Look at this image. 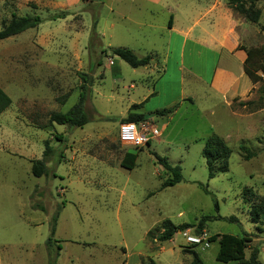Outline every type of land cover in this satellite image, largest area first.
Listing matches in <instances>:
<instances>
[{"label":"rangeland","instance_id":"1","mask_svg":"<svg viewBox=\"0 0 264 264\" xmlns=\"http://www.w3.org/2000/svg\"><path fill=\"white\" fill-rule=\"evenodd\" d=\"M256 6L261 17L251 24L225 0H0V29L12 16L43 20L0 42V89L11 99L0 115V264H49L53 257L55 264H191L190 253L202 264H224L216 261V242L202 251L177 233L159 241L163 220L189 224L197 234L201 217L216 215L214 202L220 217L238 223L209 221L199 232L247 233L246 258L258 247L264 264V224L256 230L250 205L241 201L244 189L257 194L250 202L264 198V76L259 72L262 82L252 84L241 74L239 50H264V0ZM62 12L65 19L49 21ZM117 47L149 55L150 64L132 69L100 54ZM217 72L235 82L213 88ZM82 74L92 77L85 102L90 122L50 124L51 113L77 103ZM173 106L168 116L154 114ZM129 113L148 117L137 124L148 146L119 143ZM211 135L230 156L228 171L208 180L201 151ZM45 140L54 150L48 175L35 178L30 162L42 158ZM242 146L254 154L249 160ZM126 152L137 154L132 170L120 167ZM153 153L180 166V183L160 190L169 176ZM54 216L57 244L48 253Z\"/></svg>","mask_w":264,"mask_h":264},{"label":"trees","instance_id":"2","mask_svg":"<svg viewBox=\"0 0 264 264\" xmlns=\"http://www.w3.org/2000/svg\"><path fill=\"white\" fill-rule=\"evenodd\" d=\"M259 0H225L226 6L236 15L242 17L245 21L251 24H257L261 17V11L257 8V3ZM67 14L65 12L55 14L50 16L49 21H56L65 19ZM171 17L169 19V27L171 23ZM43 23V20L39 16H23L15 17L12 16L9 21L4 22L0 29V42L7 40L9 38L18 36L28 30L37 28ZM243 51L246 55L245 60L242 64L243 74L252 83L256 84L262 82V77L258 74L259 72L264 76V50L261 48H251V49H239ZM102 57L108 58H118L119 60L126 63L132 69H138L147 67L150 64L151 57L146 55L142 58H138L130 49L117 47V48H107L100 51ZM96 65L100 66L101 61H97ZM81 84L77 103L70 108L67 112H54L49 115L48 122L50 124L66 126L67 128H82L90 122V117L85 111V102L87 100L88 94L90 93V87L92 85V77L82 74ZM264 83V82H263ZM212 85L215 89L219 90L227 86V80L225 79L222 72H217L212 80ZM260 93L264 95V84L260 89ZM152 93L149 97L154 96ZM144 102L134 106L133 110L142 108ZM249 103H240L239 105L245 107ZM11 105V99L0 89V115L4 113ZM177 106H173L167 109L156 111L154 114L158 117H164L172 114L173 110ZM148 117L144 114L139 113H129L127 117L122 120V123H134L138 124L141 122H146ZM59 139V138H57ZM60 140V139H59ZM147 142V146H148ZM44 151L42 153V158L40 160H32L31 163V175L35 178L46 177L48 175V168L46 167L47 162L53 155V149L51 148L49 142L45 140L43 142ZM241 151L244 153V160H249L254 156L247 148L241 147ZM157 165H159L164 173L169 176V179L164 181L160 190L172 187L182 181L181 168L179 165L172 166L166 158L159 157L155 153L152 154ZM201 156L205 160L207 168V179L211 180L216 177L219 173H226L228 171V158L230 156V150L224 143V141L218 136H209L203 145L201 151ZM137 159V154L126 152L120 162V167L126 170H132L135 167V161ZM204 193L209 194L203 186L199 184ZM257 194H254L250 189H244L241 195V201L245 205H250L249 210V220L253 225H256V230L259 231L257 225L260 223L264 224V198L257 200V203L250 202L251 199H256ZM35 206V204H34ZM36 208L44 212L43 206H35ZM214 210L216 215L213 216H203L199 220L196 232L202 229L205 223L209 221L223 220L229 223H238V220L234 216L228 218H222L218 215V205L214 202ZM57 216L52 219L51 233L50 237L47 239L45 246L48 253L51 250L52 244H57V241L53 240ZM193 226L189 224H182L179 226L173 225L169 220H163L158 227L162 230L159 236L160 242H167L172 239V237L179 231L187 230ZM150 232L147 233L149 235ZM218 244V251L216 254V261L224 264H259L258 256L259 249L255 247L250 251L248 258L245 256V250L249 249V244L252 242L251 236L247 233H243L241 236H233L228 234L214 235L210 237V243ZM56 250L59 252L61 247L56 245ZM192 255L191 264H202L195 253H190ZM58 256V253L56 254ZM52 259V258H50ZM49 264H55V259L49 261ZM155 264V263H151Z\"/></svg>","mask_w":264,"mask_h":264},{"label":"built area","instance_id":"3","mask_svg":"<svg viewBox=\"0 0 264 264\" xmlns=\"http://www.w3.org/2000/svg\"><path fill=\"white\" fill-rule=\"evenodd\" d=\"M118 141L124 147L139 149L147 145L148 138L139 132L137 124L123 123L118 128ZM177 234L183 238L186 246L199 248L202 251L208 249L211 244L210 236L203 230L194 234L187 229Z\"/></svg>","mask_w":264,"mask_h":264},{"label":"crops","instance_id":"4","mask_svg":"<svg viewBox=\"0 0 264 264\" xmlns=\"http://www.w3.org/2000/svg\"><path fill=\"white\" fill-rule=\"evenodd\" d=\"M223 15V14H222ZM231 24V23H230ZM229 27V22H228V25H227V27H226V29ZM230 29V28H229ZM223 30L224 29H222V30H220L221 32H223ZM195 46H197V47H202V45L200 44V42L199 43H196L195 44ZM240 56L242 57V58H245L246 56H245V54L244 53H240ZM241 74H243V71H242V73ZM224 77H225V79L226 80H230V79H232V80H230V81H234L235 82V79H234V77H232L231 75H224ZM213 86V85H212ZM214 88V87H213ZM3 130V129H2ZM27 143L25 144V146L27 147ZM20 146H21V148H23L24 147V142L21 140V142H20Z\"/></svg>","mask_w":264,"mask_h":264}]
</instances>
